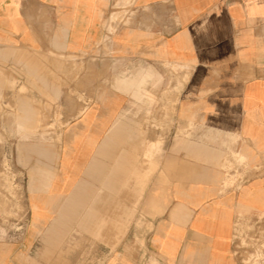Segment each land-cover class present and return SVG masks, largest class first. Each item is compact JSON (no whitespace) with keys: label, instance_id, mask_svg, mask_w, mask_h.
<instances>
[{"label":"crops","instance_id":"obj_1","mask_svg":"<svg viewBox=\"0 0 264 264\" xmlns=\"http://www.w3.org/2000/svg\"><path fill=\"white\" fill-rule=\"evenodd\" d=\"M57 56L61 124L19 134L58 137L56 161L0 264H240L235 222L264 211V0H0L1 86ZM164 66L166 96L120 80L151 91Z\"/></svg>","mask_w":264,"mask_h":264},{"label":"rangeland","instance_id":"obj_2","mask_svg":"<svg viewBox=\"0 0 264 264\" xmlns=\"http://www.w3.org/2000/svg\"><path fill=\"white\" fill-rule=\"evenodd\" d=\"M100 47L108 52V40ZM35 59L39 60L40 71L33 74L25 69V82L18 83L15 68L9 66L7 83L0 84V246L5 242L21 240L29 224L27 220L31 204L27 195L32 191L31 170H48L47 162L54 164L56 161L54 145L58 137L19 135L32 134L38 130H43V133L61 124V103L67 92L62 66L66 60L63 56L54 57L50 63L45 57ZM80 67L77 71L81 70ZM53 68L57 71H48ZM163 69L168 72L148 76L153 81L151 91L139 88L144 84L147 74L128 73L125 68L120 80L137 81V88L131 91L153 100L155 96H166L170 92V89L160 91L156 88L160 81L174 77L175 68L164 66ZM117 76L111 64L105 63L101 78L104 85L117 81ZM22 96H34L36 99L31 98L29 102L25 99L26 103L21 104ZM23 145H35L36 153L23 157ZM134 246L141 248L143 242L137 240ZM233 253L240 264H264V211L238 216L233 231ZM148 264L158 263L151 257Z\"/></svg>","mask_w":264,"mask_h":264}]
</instances>
